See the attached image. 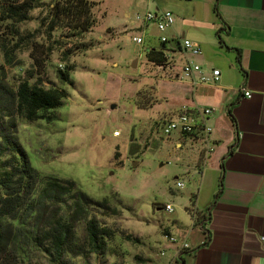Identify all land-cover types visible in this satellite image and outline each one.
Masks as SVG:
<instances>
[{
	"label": "rangeland",
	"instance_id": "obj_1",
	"mask_svg": "<svg viewBox=\"0 0 264 264\" xmlns=\"http://www.w3.org/2000/svg\"><path fill=\"white\" fill-rule=\"evenodd\" d=\"M58 1L41 0L31 20L16 26L20 35L34 33L32 41L39 45L35 58L30 43L7 53L13 34L7 23L0 26V66L11 85L35 75L46 87H64L70 93L54 122L19 124L17 137L33 167L44 178L71 179L81 191L96 200L107 199L121 211L118 216L95 213L102 225L115 231L105 254L68 255L64 264H168L180 239L197 229L193 216L203 214L210 201L209 183L200 184L190 157H181L163 132L161 115L170 110L157 93H173V81L178 80L169 78L171 70L149 63L146 52L160 47L168 32L156 25L139 34L130 24L135 16L125 18L123 4L89 0L95 3L97 21L89 33L74 36L75 31L63 27L50 36L42 20ZM135 36L144 43L134 42ZM41 52L48 55L37 72L33 67ZM69 65L74 66L73 85L61 82L57 74ZM193 153L195 149L188 152ZM178 182L184 183L183 189ZM77 232L84 239L83 223ZM166 232L179 243H171ZM32 252L24 264H53Z\"/></svg>",
	"mask_w": 264,
	"mask_h": 264
},
{
	"label": "crops",
	"instance_id": "obj_2",
	"mask_svg": "<svg viewBox=\"0 0 264 264\" xmlns=\"http://www.w3.org/2000/svg\"><path fill=\"white\" fill-rule=\"evenodd\" d=\"M117 3L124 5L125 18L135 16L130 24L139 34L157 24L136 22L138 15H174V24L166 30L172 60L165 69L178 81H173V93H157L170 110L161 116L165 122L186 109L212 129L208 135L170 136L181 157H190L200 184L209 183L210 201L203 214L193 216L197 229L180 239L190 248L175 246L168 264H264V0ZM183 40L198 44L201 55L185 52ZM162 44L148 50H160ZM189 60L203 67V75L220 70L219 81L200 83L199 74L183 78L182 67ZM206 108L213 112L203 119L200 114ZM194 149L196 153L188 154Z\"/></svg>",
	"mask_w": 264,
	"mask_h": 264
},
{
	"label": "trees",
	"instance_id": "obj_3",
	"mask_svg": "<svg viewBox=\"0 0 264 264\" xmlns=\"http://www.w3.org/2000/svg\"><path fill=\"white\" fill-rule=\"evenodd\" d=\"M40 1L0 0V26L7 23L13 34L7 53L30 43L34 57L38 50L34 48L39 47L32 41L34 33L20 35L16 26L31 20V12L41 7ZM94 5L89 0H59L52 4L42 25L47 23L50 36L63 27L75 31L74 36L84 35L97 24L92 13ZM166 51V47L148 50L147 61L167 68L170 60ZM45 55L48 53L41 52V59H35L33 70H43ZM73 69L61 66L57 70L60 81L73 85ZM34 79L32 75L11 85L5 68L0 66V264H24L32 251L42 253L53 264H64L68 255L105 254L115 231L102 225L95 213L118 216L121 211L109 200H96L81 191L71 179L44 178L18 140L20 122L52 123L70 97L68 89L46 87L40 77ZM82 223L84 239L77 232Z\"/></svg>",
	"mask_w": 264,
	"mask_h": 264
},
{
	"label": "built area",
	"instance_id": "obj_4",
	"mask_svg": "<svg viewBox=\"0 0 264 264\" xmlns=\"http://www.w3.org/2000/svg\"><path fill=\"white\" fill-rule=\"evenodd\" d=\"M136 19L143 23H153L155 22L158 26L160 32H165L168 28H170L174 22L175 18L171 12H164L160 15H156L154 13H146L145 15H138ZM134 42L137 44H143L144 40L141 37L135 36L133 38ZM161 42L165 45V47L170 45V40L163 36L161 38ZM167 49V47H166ZM183 49L187 53H191L192 56L197 57L201 55V49L198 44H195L189 40H183ZM168 49L166 51L169 60L171 61L172 58L168 54ZM211 76L203 75V67L195 62L194 60L187 61L183 68H182V76L185 79H191L196 74L201 75L199 82L203 84L207 83H217L220 79L221 72L218 69H214L211 71ZM242 91H245L242 89ZM246 97L251 98V92H245ZM213 110L211 108H206L200 114L203 119L207 118L211 115ZM212 131L211 127L207 126L205 123H199L198 115L189 112L188 110H183L177 117H173L171 119L166 120L163 123V132L164 135L170 137L174 133L181 134L183 136H195V135H208ZM178 187L183 189L184 183L178 182ZM166 210L170 213L174 212V208L171 205H167ZM169 237V236H167ZM171 243H179L177 238L172 236L169 237ZM190 245L188 242L183 241L180 243V250H188Z\"/></svg>",
	"mask_w": 264,
	"mask_h": 264
},
{
	"label": "water",
	"instance_id": "obj_5",
	"mask_svg": "<svg viewBox=\"0 0 264 264\" xmlns=\"http://www.w3.org/2000/svg\"><path fill=\"white\" fill-rule=\"evenodd\" d=\"M137 63V62H136ZM116 106H113V108H115ZM136 164V163H135Z\"/></svg>",
	"mask_w": 264,
	"mask_h": 264
}]
</instances>
